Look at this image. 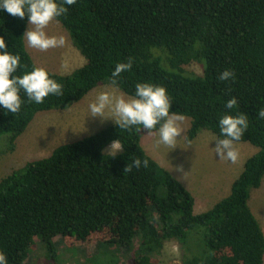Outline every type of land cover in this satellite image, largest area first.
<instances>
[{"label":"trees","instance_id":"1","mask_svg":"<svg viewBox=\"0 0 264 264\" xmlns=\"http://www.w3.org/2000/svg\"><path fill=\"white\" fill-rule=\"evenodd\" d=\"M68 7L57 20L86 61L66 74L47 69L63 85L61 96L36 104L21 92L18 113L0 109V137L10 135V149L38 112L72 106L110 84L115 64L131 59L115 86L130 95L137 82L164 86L170 110L191 118L188 141L203 129L218 136L219 117L230 111L246 114L249 127L240 141L259 150L230 193L196 213L193 192L142 146L147 130L112 123L61 144L0 179V250L8 264H28L37 238L47 259L58 260V236L69 249L98 242L93 264H121L122 257L127 264H161L171 239L182 245V264H264V229L249 204L264 179V119L257 118L264 107V0H76ZM27 27L26 17L0 12V36L21 57L16 75L39 66L22 37ZM157 47L169 52L171 70L154 54ZM194 61L203 73L184 75V65ZM225 69L234 79L217 78ZM232 96L238 103L227 110ZM114 140L122 149L112 158L106 148ZM137 158L149 166L125 171Z\"/></svg>","mask_w":264,"mask_h":264},{"label":"rangeland","instance_id":"2","mask_svg":"<svg viewBox=\"0 0 264 264\" xmlns=\"http://www.w3.org/2000/svg\"><path fill=\"white\" fill-rule=\"evenodd\" d=\"M46 30L50 35L64 34L67 37V42L62 48L47 51L33 49L26 42L27 49L39 66L53 72L66 74L85 63L86 58L74 45L69 31L61 22L58 20L51 22ZM153 51L155 55L161 57L162 66L171 70L168 62L169 52L162 47L154 48ZM182 73L184 75L202 74L203 65L198 61L186 64ZM105 87H114L117 93H126L117 86L99 84L82 100L68 108L38 112L25 132L16 139L13 149L9 147L10 135H2L0 137V179L13 170L23 167L30 160L49 156L61 144L78 140L112 124L110 119L101 123L98 117L90 116L88 111V105L95 98L96 92ZM185 117V121L181 124L184 132L174 147L156 145L157 136L149 135L148 132L143 135L141 142L149 155L170 170L193 192L196 198L195 212L200 213L208 210L230 193L232 183L241 174L245 161L259 148L249 141H238L239 159L234 167L230 168L231 162L219 160L215 156L213 149L215 141L213 139L217 135L211 130L203 129L194 140H187L191 118ZM178 169H182V171H178ZM249 204L264 229V179L260 187L252 189ZM56 240L60 245L58 260L52 258L49 261L47 259V247L41 243L40 238H37L27 263L93 264L91 258L100 253L98 242L89 246L79 245L74 249H69L61 243L63 242L61 236L56 237ZM109 252L112 251L109 250ZM121 253L126 256L124 249ZM182 256V245L178 240L171 239L166 242L159 261L161 264H182ZM100 259L102 258L98 260L101 261ZM129 262L131 263V260ZM127 263L128 259L122 257L121 264Z\"/></svg>","mask_w":264,"mask_h":264},{"label":"clouds","instance_id":"3","mask_svg":"<svg viewBox=\"0 0 264 264\" xmlns=\"http://www.w3.org/2000/svg\"><path fill=\"white\" fill-rule=\"evenodd\" d=\"M76 0H0V12H6L20 19L27 18L28 27L22 37L33 49L47 51L62 48L67 42L64 34L50 35L46 30L49 24L69 11ZM8 44L0 36V109L18 113L24 103L23 92L28 101L36 104L44 102L49 95L61 96L63 85L52 78L49 71L33 65L31 70L16 75L21 65V57L8 50ZM132 67V60L116 63L111 72L110 85H117L120 75ZM220 81L234 79V72L225 69L217 77ZM238 101L235 96L227 100L225 108L233 109ZM172 99L167 89L151 82H137L133 94L117 93L114 87H105L96 92L89 103L88 111L100 122L111 120L120 130H131L134 126L147 130L149 135H156V145L174 147L184 132L181 124L186 117L183 113L171 111ZM258 119H264V107L258 109ZM219 135L213 147L215 156L222 161L236 163L239 159L237 142L241 140L249 127L246 114H232L226 111L218 120ZM122 149L119 140L111 142L106 154H114ZM105 154V155H106ZM148 159H135L125 171L132 167L147 168ZM182 171V169H178ZM0 264H8L7 254L0 250Z\"/></svg>","mask_w":264,"mask_h":264},{"label":"crops","instance_id":"4","mask_svg":"<svg viewBox=\"0 0 264 264\" xmlns=\"http://www.w3.org/2000/svg\"><path fill=\"white\" fill-rule=\"evenodd\" d=\"M238 149L240 148V147H237ZM232 164V166L230 167V168H233L234 167V165H235V163L233 164V163H231ZM229 168V167H228ZM212 185H214V184H212ZM211 186V185H210Z\"/></svg>","mask_w":264,"mask_h":264}]
</instances>
